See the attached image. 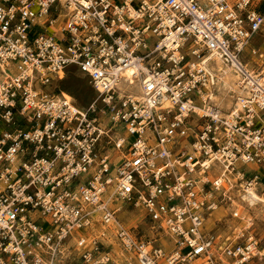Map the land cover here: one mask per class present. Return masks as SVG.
Listing matches in <instances>:
<instances>
[{"label":"built area","instance_id":"built-area-1","mask_svg":"<svg viewBox=\"0 0 264 264\" xmlns=\"http://www.w3.org/2000/svg\"><path fill=\"white\" fill-rule=\"evenodd\" d=\"M263 27L264 0H0V264L264 262Z\"/></svg>","mask_w":264,"mask_h":264},{"label":"rangeland","instance_id":"rangeland-1","mask_svg":"<svg viewBox=\"0 0 264 264\" xmlns=\"http://www.w3.org/2000/svg\"><path fill=\"white\" fill-rule=\"evenodd\" d=\"M253 50L256 51V54L253 53ZM246 62L255 70L257 71H264V27L257 35V37L251 42V45L248 48L247 53L244 56ZM231 76V75H230ZM232 84L235 83V78L232 75ZM224 82V81H223ZM224 88L227 90V95L231 90L230 87L226 86L224 83ZM52 88L57 89V92H66L70 95L78 106L81 108H88L90 104L94 103L95 101L99 100V95L95 91V89L91 86L89 77L84 73L80 72L77 68L72 67L70 68L61 78L54 83ZM229 90V91H228ZM230 96L226 97V103L228 104L230 101ZM260 193V192H259ZM254 221H255V234L258 238L262 241L264 245V206L258 205L254 207ZM122 219L126 218V214L120 215ZM128 226L133 228L136 232L141 235H145L147 237H156L161 238V242L167 241L168 243L170 240L164 233L154 235V231L151 228L150 223L147 221L145 217V213L133 212L128 214ZM218 219L222 220L221 227L225 232H229L230 230L234 229L238 226H243L238 220H234L230 215L229 212L222 211L219 213ZM171 242L169 245L170 246ZM75 257L72 256L71 260L67 264H75L74 262ZM257 264H264V262L257 263Z\"/></svg>","mask_w":264,"mask_h":264},{"label":"bare ground","instance_id":"bare-ground-1","mask_svg":"<svg viewBox=\"0 0 264 264\" xmlns=\"http://www.w3.org/2000/svg\"><path fill=\"white\" fill-rule=\"evenodd\" d=\"M219 66V63L217 64ZM64 75V74H63ZM62 75V76H63ZM231 74L230 73H227L226 76L223 77V83L230 87L231 89H236L235 88V85L232 84V75L230 76ZM65 94H67L66 92H64ZM248 200L251 202V204H257L258 200H264L263 197L261 195H259L258 193L256 192H253L250 196H248ZM164 243L166 245H169L170 242L168 243L167 241H164Z\"/></svg>","mask_w":264,"mask_h":264}]
</instances>
